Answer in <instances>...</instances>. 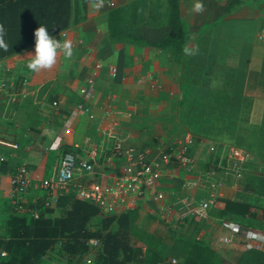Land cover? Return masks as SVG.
<instances>
[{
  "label": "crops",
  "instance_id": "crops-1",
  "mask_svg": "<svg viewBox=\"0 0 264 264\" xmlns=\"http://www.w3.org/2000/svg\"><path fill=\"white\" fill-rule=\"evenodd\" d=\"M230 1L202 0L205 11L196 14L193 11L196 0H178L185 38L178 60L172 57L173 62L178 64L173 91L175 90L176 95L179 93L177 82L182 76L188 80V77H193L188 81L187 87L189 90L193 89L194 93L215 92L220 96L226 93L237 94L239 97L235 101L224 96V99H212L210 95L205 98V107L202 109H211L214 113L210 116L206 112L202 113L198 123L196 122L200 127H195L196 132L189 131L195 138L189 150V155L194 159V168L187 171L175 159L160 160L159 178L145 189L135 204L139 211L144 210L146 214L160 216L176 226V222H181L184 218H176L177 209L173 201L186 192L195 198H199L197 193L204 196L205 189L197 186L196 176L213 169L217 177L224 181V186L219 189L220 195L217 196L215 205L209 209L208 216H192L201 217L205 221L211 219L208 221L217 224L218 233L224 229L217 218L236 216L232 211L222 210L225 198L248 202L255 209H258L256 205L259 208L264 206V194H257L251 186L254 183L252 178L257 175L256 167L264 166V158L260 160L249 150L256 152L264 142V98L257 95L258 87L264 88V43L256 39V32L264 21V0H236L227 8ZM106 10L101 8L97 11L87 2L83 19L51 34L61 42H72L75 55L70 61L65 60L63 53L58 51L52 68L29 71L26 65L35 55V42L0 58V76H22L25 79L21 93L15 100L8 101L5 95L0 94V138L16 143L15 147L0 143V201L9 198L10 174L18 164L25 163L29 169L30 181L22 198L26 204L35 203L41 189V177L51 174L56 164L58 156L51 159L52 153L58 152L61 144L70 147L68 143L76 138L67 124V121H75L81 117L76 104L82 103L93 108L103 101V90L97 81L100 78L98 61H105L109 57L114 63L111 64L113 69L121 73L120 68H128L122 66L125 59L127 63L136 61V54L141 55L143 60L157 58L162 50L128 41L113 42L106 37V42L103 43L94 30L106 22ZM61 33L65 35L61 36ZM186 47L195 49L196 54L185 55ZM201 77H208L210 80H202ZM247 95L251 98L247 99ZM49 97L56 103L48 101ZM122 140L148 145L129 138ZM241 140L249 141L247 148L236 143ZM173 142L170 145L174 146ZM74 143L76 142L73 141L72 144ZM197 143L202 146H195ZM229 145L244 148L249 153L248 158L232 173L226 172L229 168ZM166 146L168 145L158 144L150 147L155 152ZM95 169L98 178L104 179L105 173L115 168L108 162H101ZM75 180L84 182L87 176H78ZM51 206L53 209L45 215L58 213V208L53 204ZM164 207L169 208L168 211L164 212ZM192 216L185 217L186 223L181 229L173 227L171 237L200 239L202 244L220 251L218 244H212L215 240L207 224L196 229L200 223L191 220ZM135 251L136 255L129 264H160L145 261V255L141 257L136 248ZM237 254L236 252L231 255L227 264H235ZM92 256L93 253L88 251L80 258H68L65 253L58 252L55 246H51L36 264H93L85 260H92Z\"/></svg>",
  "mask_w": 264,
  "mask_h": 264
},
{
  "label": "rangeland",
  "instance_id": "rangeland-1",
  "mask_svg": "<svg viewBox=\"0 0 264 264\" xmlns=\"http://www.w3.org/2000/svg\"><path fill=\"white\" fill-rule=\"evenodd\" d=\"M114 6L125 9L124 21L120 24L122 32L131 31L156 38L167 31L164 0H105L103 8L108 10V8ZM94 32L103 43L106 42L104 37L108 38L107 30L100 31L97 28ZM64 35V33H61V36ZM134 59L136 61L130 63H127L126 59L123 61L122 66L128 68H120L121 65L117 64V66L120 65L121 73L113 69L111 64L114 63L109 60V57H106L105 61H98L100 64V78L97 81L103 90V101L93 108L89 107L88 110L77 108L79 110L78 115H81V117L75 119V121H67L68 126L71 127L70 131L76 137L73 141L78 144L92 141L102 149L108 147L113 141L124 138L146 143L150 146L170 145L180 138L183 132L192 130L196 132L195 127H200L197 120L202 113L206 112L208 116L214 113L211 109H202L208 95L212 99H218L219 97L224 99V96L233 101L239 97L237 94L226 93L220 96L219 93L215 92L194 93L193 89L189 90L187 87L188 81H191L193 77H188V80L187 77L182 76L177 82L179 93L176 95L175 90L173 91V82L176 84L178 64L173 62L169 50L162 49L157 58L143 60L141 55L136 54ZM180 72H183L181 68ZM200 79L210 80L208 77H201ZM258 89V97L264 98V88L259 86ZM249 97L251 98L247 95V99ZM48 101H51L50 97ZM73 141L68 143L70 147L61 144L58 152L52 153L51 159L57 157L63 149L72 148ZM236 143L246 147L249 141L241 140ZM195 146H202V144L197 143ZM249 150L251 153H255L254 156L260 160L264 158V142L256 149V152ZM101 161L106 162V157H103ZM256 171L257 175L252 178L254 183L251 186L257 194H260L264 166L257 165ZM49 175L41 177V179ZM50 194L52 193L41 188L34 204L24 203L21 197L18 205L13 206L10 202V194L8 199L0 201V236L5 237L7 235L6 219L8 216L17 214L27 218L38 212H43L47 207L43 205V201ZM198 194L197 197H204ZM256 207L259 208V205H256ZM233 219L252 224L258 223L257 220L249 222L245 217L235 216ZM191 220L200 223L197 227L195 226L196 229H200L201 225L207 224L206 226L209 227L215 240V243L213 241L212 244L220 246V251L210 246L215 251L214 264H227L231 255L236 252L239 254L242 250L237 244L223 245L219 243L217 240L219 230H217L215 222L208 221L211 219L208 218L205 221L201 217L195 218L192 216ZM99 221L100 215H96L90 219L89 226L95 228L98 226ZM184 223H186L185 218L181 222H176L175 226L160 216L149 215L144 210H138L131 228L132 244L139 252V256L145 255L144 260L161 264L162 262H170L171 258H175V262L172 263L181 262L185 254L173 255L169 252L168 247L171 243V232L175 227L181 229ZM184 230L186 231V228ZM193 240L201 242L200 239L193 238ZM52 246H55L59 252L58 239ZM90 252L94 254L93 247L90 248Z\"/></svg>",
  "mask_w": 264,
  "mask_h": 264
},
{
  "label": "trees",
  "instance_id": "trees-1",
  "mask_svg": "<svg viewBox=\"0 0 264 264\" xmlns=\"http://www.w3.org/2000/svg\"><path fill=\"white\" fill-rule=\"evenodd\" d=\"M235 1L231 0L226 7ZM86 9L87 0H0V25L6 31L4 39L9 45L7 52L0 49V58L34 43V32L41 25H46L51 35L83 19ZM124 14L125 9L115 6L106 11L110 41L124 40L166 49L174 60H178L185 38L178 0H165L168 31L155 39L122 32L120 24L124 21ZM260 187L264 194V177ZM53 205L58 208L56 215H45L53 209L47 206L43 212L27 218L17 214L8 216L7 235L0 236V249L5 251L0 255V264H36L57 239L59 251L68 258H80L89 250L86 240L90 237L99 241L92 256L93 264H129L134 259L136 251L131 241V228L138 214V205L119 212L103 213L93 203L75 196L71 189L57 195ZM253 207L242 200L225 198L222 210L232 211L249 222L258 221L257 224L239 221L242 224L258 225L264 216V206ZM96 215H100V221L97 227L91 228L90 219ZM168 248L173 255L185 254L184 259L175 264H214L216 259L210 246L180 236H172ZM234 263L264 264V253L253 248L242 249Z\"/></svg>",
  "mask_w": 264,
  "mask_h": 264
},
{
  "label": "built area",
  "instance_id": "built-area-1",
  "mask_svg": "<svg viewBox=\"0 0 264 264\" xmlns=\"http://www.w3.org/2000/svg\"><path fill=\"white\" fill-rule=\"evenodd\" d=\"M256 39L264 43V21L256 32ZM24 84L25 79L22 76L13 78L0 76V94L5 95L8 101H13L20 95ZM51 103L55 104L56 101L52 100ZM76 107L80 110H88V106L82 103H77ZM194 141V135L185 131L173 142L174 146L168 145L155 152L148 145H137L124 142L122 139L113 141L105 149L92 141L84 144L74 143L72 148L63 149L58 154L51 174L39 182L40 188L52 193L46 196L43 205L51 206L57 195L71 189L75 196L93 203L103 213L119 212L133 207L145 189L152 186L159 178L160 160L175 159L187 171L194 168V159L189 155ZM0 143L9 147L16 146L14 141L4 138H0ZM248 156L249 153L244 148L227 146L229 168L226 172L235 171ZM103 157H106V162L115 169L105 173L104 179H99L95 167L102 162ZM78 176H87V180L77 182L75 178ZM8 181L10 202L13 206H17L29 185L28 166L25 163L18 164ZM195 182L197 186L205 189V195L195 198L194 195L186 192L176 197L173 203L177 209L176 218L179 220L192 215L208 216L209 209L215 205L216 198L220 195L219 189L224 186L223 179L217 177L213 169L199 173ZM168 209L164 207L163 211ZM217 220L224 229L217 235L219 243L238 244L242 249L253 248L264 253V216L258 225L242 224L226 216ZM86 243L89 252L90 248L93 247L95 251L99 245L95 237L88 238ZM4 254L5 251L0 249V255ZM85 260L92 262L88 258ZM170 262H175V258H171Z\"/></svg>",
  "mask_w": 264,
  "mask_h": 264
},
{
  "label": "clouds",
  "instance_id": "clouds-1",
  "mask_svg": "<svg viewBox=\"0 0 264 264\" xmlns=\"http://www.w3.org/2000/svg\"><path fill=\"white\" fill-rule=\"evenodd\" d=\"M89 5L95 9L99 10L104 7L105 0H87ZM193 11L196 14H202L205 11V5L202 0H196L193 5ZM98 30L106 31L107 24L106 22L98 26ZM6 36V31L3 25H0V49L7 52L9 45L6 43L4 37ZM35 55L33 59L27 63L26 67L31 72H36L41 69H50L56 63L57 53L62 52L65 60L70 61L74 55L75 51L73 44L70 40H61L56 39L54 35H50L46 25H41L38 27L35 32ZM185 55H195V49H184Z\"/></svg>",
  "mask_w": 264,
  "mask_h": 264
}]
</instances>
